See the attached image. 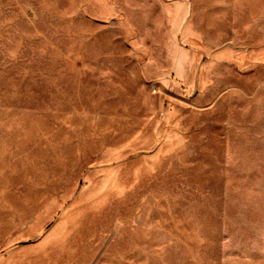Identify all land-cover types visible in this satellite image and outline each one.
Masks as SVG:
<instances>
[{
    "label": "rangeland",
    "instance_id": "rangeland-1",
    "mask_svg": "<svg viewBox=\"0 0 264 264\" xmlns=\"http://www.w3.org/2000/svg\"><path fill=\"white\" fill-rule=\"evenodd\" d=\"M0 264H264V0H0Z\"/></svg>",
    "mask_w": 264,
    "mask_h": 264
}]
</instances>
